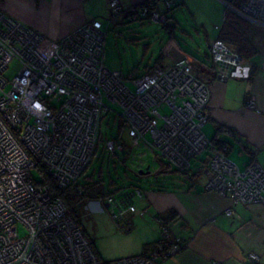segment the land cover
<instances>
[{"label": "built area", "instance_id": "built-area-1", "mask_svg": "<svg viewBox=\"0 0 264 264\" xmlns=\"http://www.w3.org/2000/svg\"><path fill=\"white\" fill-rule=\"evenodd\" d=\"M221 1L240 15L251 8L244 16L264 24V0H242L241 11L234 9L235 0ZM173 2L150 0L132 14L164 22L161 5ZM109 3L113 15L123 12L120 0ZM107 32L93 19L47 47L43 33L0 10V264H103L64 200L31 170L45 169L61 189L77 182L96 152L102 117L112 110L105 98L121 106L118 115L135 145L146 143L181 171H190L200 157L208 189L234 203L264 205V167L252 161L242 170L204 132L211 87L195 73L193 56L126 79L105 64ZM210 56L221 81L250 78V65L225 41L213 40ZM15 61L20 69L9 79L5 74ZM247 104L256 108L255 97ZM125 144L112 139L105 146L115 153ZM100 201L119 208L111 211L115 220L124 214L122 206L136 212L116 194ZM180 242L168 254L176 255ZM111 264L162 263L149 255Z\"/></svg>", "mask_w": 264, "mask_h": 264}, {"label": "rangeland", "instance_id": "rangeland-1", "mask_svg": "<svg viewBox=\"0 0 264 264\" xmlns=\"http://www.w3.org/2000/svg\"><path fill=\"white\" fill-rule=\"evenodd\" d=\"M120 1L124 10L119 15L112 14L110 0H88L87 7L90 9L89 17L101 20L104 29L108 30L105 40L104 60L106 66L112 70L120 71L126 79L145 74L148 69L156 65L159 56L163 57L161 60H165V63H170L175 57V61L181 60L184 56L180 53L188 51L195 57L206 59L207 53H210L209 42L215 40L218 34L216 27L223 25L227 10H231L221 0H174L177 2V6L174 2L173 6L169 8L161 5L164 22H158L148 18L137 19L133 15L128 16V11L132 10L134 6L140 11V4L143 0H134L132 5H128L127 0ZM166 22H168V26H165ZM171 40L174 42L168 50L170 56L164 55V48ZM261 40H264V37H261L259 42ZM44 44L47 47L54 45L47 40ZM231 48L236 51L233 47ZM263 52L264 50L253 56L251 60L253 62L264 60ZM206 60L212 62L210 57ZM243 61L245 65L248 64L247 59L244 58ZM192 63L194 67L196 65L199 68L195 59H192ZM19 69L20 65L15 61L10 65L5 75L11 79ZM249 71L251 75V68ZM216 76L221 81L219 71L216 72ZM229 79L232 78L227 80ZM105 101L112 107V110L110 114L104 113L105 116L101 122L102 141L99 142L86 175L93 174L95 181L102 180L101 184L108 191H114L118 199L121 192L126 189L131 192L135 190V186H131L132 184L140 187L144 192L151 188H167L172 191L193 183V181L184 178L183 174L175 170L177 168L174 165L160 157L146 143L135 145L128 137L126 129H120V117L117 114L121 112V106L108 98H105ZM209 127L207 123L204 128L207 135H209L208 133L211 135ZM120 133L132 149H129V153L126 155L123 153L112 155L105 147L106 141L112 137H119ZM150 138L148 135L147 139ZM238 156H240L238 150L230 155L235 162L241 164V158ZM199 163L200 160L193 161L192 172L198 173L199 185H203L204 173L202 168L198 167ZM165 164L167 167L164 166ZM168 168L174 171L163 173L162 170ZM141 171L149 173L141 174ZM31 174L37 180L42 179L38 169L33 168ZM83 180L84 176H81L79 182ZM173 184L176 185L175 188ZM220 195L227 197L223 194ZM133 201L135 207L137 204V213L128 214L127 209L122 206L125 212L119 221L115 220L111 212L112 209H115L119 213V208L117 206L108 208L101 201L100 206L90 201L80 214L83 228L95 244L99 257L104 261L139 255L148 242L155 241L165 234V229L158 220V211L150 210L147 207L146 213L142 214L145 205L138 202L136 196H133ZM173 232L176 236L178 235V225H171L169 232L167 228L168 235L174 240L176 236ZM254 257L253 260L259 259L256 254Z\"/></svg>", "mask_w": 264, "mask_h": 264}, {"label": "crops", "instance_id": "crops-1", "mask_svg": "<svg viewBox=\"0 0 264 264\" xmlns=\"http://www.w3.org/2000/svg\"><path fill=\"white\" fill-rule=\"evenodd\" d=\"M87 2L0 0V10L43 33L45 39L55 45L62 36L93 20L89 17ZM132 3L134 0H127L128 5ZM173 42L171 40L164 48V55L170 56L168 50ZM180 55L193 56L188 51H182ZM175 59L172 58L170 63L161 60L156 65L171 64ZM252 63L256 62L248 61L250 67ZM257 63L252 79L220 81L216 78L208 82L211 87V119L207 123L211 135L205 134L209 138L217 135L230 145L228 158L242 170L251 160L264 167V60ZM251 97H255L256 108L247 104ZM236 150L241 164L230 157ZM202 184L199 185L197 177L187 187L172 191L151 188L142 191L141 195H133L145 205L142 214L146 213L147 207L158 211V215L173 208L180 217L171 221L168 232L171 225H178V235L173 232L174 240L180 239L187 246L163 264H264V205L234 203L229 196L223 197L217 191L209 190L206 174ZM229 210L231 215L227 214ZM251 254L258 255L259 259L253 260Z\"/></svg>", "mask_w": 264, "mask_h": 264}, {"label": "trees", "instance_id": "trees-1", "mask_svg": "<svg viewBox=\"0 0 264 264\" xmlns=\"http://www.w3.org/2000/svg\"><path fill=\"white\" fill-rule=\"evenodd\" d=\"M148 1H150V0H144V3L146 2V4H147ZM175 5L177 6V2L175 3ZM133 9H137V7L134 6ZM132 10L128 11V16L133 13ZM138 19H141V18H138ZM164 24H165V26L169 25L168 22H166ZM217 30H218V34H217L216 38L227 42L238 53H240L243 58L247 59L248 61H251V58L253 56L260 54L262 52L261 42H259V41H260L261 37H264V27L252 23L250 20H247L246 18H244L243 16H241L240 14H238L237 12H235L232 9L227 10L226 15L224 17L223 25L220 27V29H217ZM209 47H210V43H209ZM193 57L197 62L196 64H198V66H199V68H197L196 65L194 67L195 73L197 74V76L199 78L206 81L207 83L211 79H216L217 67H215L213 62H209L206 60L208 57H210V60H211L210 53H207L206 59L198 58L195 56H193ZM161 58H162L161 56L158 57L156 64L160 62ZM257 64H258L257 62L252 63L250 79H252L254 77V73L256 72V68L258 66ZM110 113L111 112H108L106 114H110ZM104 116H105V114L103 115V117ZM117 116H119V115L117 114ZM103 117H102V120H103ZM119 126H120V129L124 128V122L121 118L119 121ZM112 139L116 140V141H119V140L122 141V139L124 140V138L121 137V133H120L119 137H112L111 139H108L106 141V143ZM210 139L213 140V142L219 148H221V149L226 148L225 154L228 157L229 151L231 149L230 145L226 144L223 140L219 139L217 135H215L213 138H210ZM100 141H102V132H101L99 142ZM99 142L97 144L96 150L98 149ZM129 149H132V147L125 144V149L116 150L115 153H111V152L110 153L112 155H117L118 153H123L126 155L127 153H129ZM94 155H93V158H94ZM93 158H92V160H93ZM200 159H202V158L198 157L193 161H198ZM92 160H91V162H92ZM252 161H255V160H251L250 162H252ZM91 162H90V164H91ZM90 164L88 165V167L86 168V171L82 175V176H84V180L82 182H79V180H78L77 182H74L72 185H70L69 187H67L65 189L59 188L57 186L55 180L47 175L46 170L39 168V171L42 175L41 182L48 184L52 196H59L64 200L65 204L68 206V209L70 211L71 216L73 218H75L77 220V222L79 223V225H81V226H82V224L80 221V214H81V212H83V209L87 205V203H89L90 201H93V200H104L109 195L115 194L114 191H108L103 186V184H101L102 180L95 181L93 174H87L86 175ZM164 166L167 167L166 164ZM175 170L179 171L181 174H183L184 178H186L190 181H193V182L195 181V178H197L199 176L198 173H193L192 169L190 171H181L178 169H175ZM162 171H163V173H172L174 170H170V168H168V169H165ZM131 186H135V190L133 192H131L128 189L121 192L120 198L118 200L119 201L122 200V202H123L122 204H127V205L133 204V202H134L133 201V195H137V193H135L136 190H139L142 194V189L140 187L136 186L135 184H132ZM175 186L176 185L173 184L174 188H175ZM157 190L158 191H167L168 189L167 188H157ZM158 219H159L161 226L164 229H166L170 225L171 221L180 219V217H179L177 211L175 209L171 208V209H167L166 211L160 213L158 215ZM117 221H119V219ZM82 228H83V226H82ZM83 230H84V233L87 236V238L91 244V247L93 248V250L98 255L95 244H93L92 240L88 237L84 228H83ZM175 243H176V240H173V239H171L170 236L167 237L166 234H164L163 237L156 239L155 241L148 242L146 244L145 248L143 249V252L139 255H136V256L152 255V256H155L163 264V262L167 258H170L173 256V255L168 254V252L170 251V249L172 248V246ZM180 245H181V248L178 251L179 253L181 251H183L187 246L186 243H184L183 241L180 242ZM120 259H123V258H120ZM101 260H102L103 264H111L113 261H115V260L104 261L103 259H101ZM116 260H119V259H116Z\"/></svg>", "mask_w": 264, "mask_h": 264}, {"label": "bare ground", "instance_id": "bare-ground-1", "mask_svg": "<svg viewBox=\"0 0 264 264\" xmlns=\"http://www.w3.org/2000/svg\"><path fill=\"white\" fill-rule=\"evenodd\" d=\"M143 3H144V1H143L141 4H143ZM141 4H140V5H141ZM234 9H236V10H238V11H241V9H242V0H235ZM251 10H252V9L249 8V9H247L246 11H244L243 14H244V15H249V12H250ZM234 11H235V10H234ZM235 12H237V11H235ZM237 13H238V12H237ZM238 14H239V13H238ZM244 15H241V16H243V17L246 18L247 20H250L249 18H247V17L244 16ZM250 21H251L252 23H254V24H257V25H259V26L264 27V24H261V23H258V22H254V21H252V20H250ZM210 106H211V101H210V103H209V108H208V113H209L208 120L211 119Z\"/></svg>", "mask_w": 264, "mask_h": 264}, {"label": "water", "instance_id": "water-1", "mask_svg": "<svg viewBox=\"0 0 264 264\" xmlns=\"http://www.w3.org/2000/svg\"><path fill=\"white\" fill-rule=\"evenodd\" d=\"M146 173H149L148 171H141V174H146Z\"/></svg>", "mask_w": 264, "mask_h": 264}]
</instances>
